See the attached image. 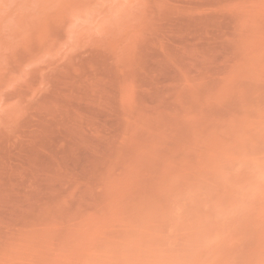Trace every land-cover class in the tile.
Here are the masks:
<instances>
[{
  "label": "rangeland",
  "instance_id": "374dc122",
  "mask_svg": "<svg viewBox=\"0 0 264 264\" xmlns=\"http://www.w3.org/2000/svg\"><path fill=\"white\" fill-rule=\"evenodd\" d=\"M0 264H264V0H0Z\"/></svg>",
  "mask_w": 264,
  "mask_h": 264
}]
</instances>
